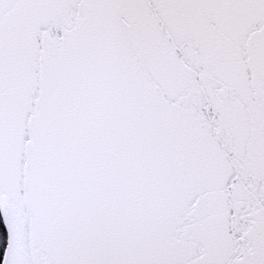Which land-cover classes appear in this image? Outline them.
Wrapping results in <instances>:
<instances>
[{
    "label": "snow or ice",
    "instance_id": "snow-or-ice-1",
    "mask_svg": "<svg viewBox=\"0 0 264 264\" xmlns=\"http://www.w3.org/2000/svg\"><path fill=\"white\" fill-rule=\"evenodd\" d=\"M0 264H264V0H0Z\"/></svg>",
    "mask_w": 264,
    "mask_h": 264
},
{
    "label": "trees",
    "instance_id": "trees-1",
    "mask_svg": "<svg viewBox=\"0 0 264 264\" xmlns=\"http://www.w3.org/2000/svg\"><path fill=\"white\" fill-rule=\"evenodd\" d=\"M0 231H3V219H2V216H0ZM3 254H4V243L0 242V261L3 260Z\"/></svg>",
    "mask_w": 264,
    "mask_h": 264
},
{
    "label": "water",
    "instance_id": "water-1",
    "mask_svg": "<svg viewBox=\"0 0 264 264\" xmlns=\"http://www.w3.org/2000/svg\"><path fill=\"white\" fill-rule=\"evenodd\" d=\"M3 219V218H2Z\"/></svg>",
    "mask_w": 264,
    "mask_h": 264
}]
</instances>
